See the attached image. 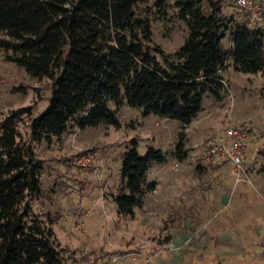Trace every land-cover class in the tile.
<instances>
[{"label": "rangeland", "instance_id": "374dc122", "mask_svg": "<svg viewBox=\"0 0 264 264\" xmlns=\"http://www.w3.org/2000/svg\"><path fill=\"white\" fill-rule=\"evenodd\" d=\"M221 4L230 21L222 38L226 57L219 69L220 95L205 92L189 122L144 113L125 99L117 106L108 100L118 125L101 121L81 127L72 117L64 131L49 138L31 139L27 113L16 119L17 138L30 141L41 159L40 189L30 199L32 215L52 227L66 264H264V197L258 193L264 188V67L243 71L233 66L229 31L249 13L236 8L235 0ZM134 8L150 21L147 43L175 58L187 25L172 0L163 6L141 0ZM202 9L209 10L206 0ZM249 24L261 25L262 17ZM6 35L0 29V36ZM7 53L11 49L0 48V118L25 105L35 115L47 104L51 78L31 75ZM225 120L248 133L239 171L226 159L208 161L205 156L208 141ZM132 135L141 152L151 143L164 158L148 163L151 188L133 213L123 214L112 192L119 182L121 152ZM81 153L93 163H78Z\"/></svg>", "mask_w": 264, "mask_h": 264}, {"label": "trees", "instance_id": "16d2710c", "mask_svg": "<svg viewBox=\"0 0 264 264\" xmlns=\"http://www.w3.org/2000/svg\"><path fill=\"white\" fill-rule=\"evenodd\" d=\"M141 0H0V48L6 57L36 77L49 76L47 104L31 115L19 106L0 118V264H66L51 226L32 215L30 199L40 189L41 159L30 141L17 138L16 119L27 113L29 135L38 140L59 135L70 118L79 126L101 121L118 125L123 99L154 112L189 122L201 108L205 92L220 95L222 44L230 19L222 0H172L187 33L175 58L147 43L150 21L134 5ZM167 0H155L163 6ZM261 25L236 20L229 31L228 53L236 69L264 67V7ZM162 55L159 60L155 53ZM180 140L176 146L180 148ZM159 146L144 151L130 136L121 152L119 182L113 200L118 212L131 214L143 193L146 168L162 160ZM264 178V176H263Z\"/></svg>", "mask_w": 264, "mask_h": 264}, {"label": "built area", "instance_id": "2783aa9c", "mask_svg": "<svg viewBox=\"0 0 264 264\" xmlns=\"http://www.w3.org/2000/svg\"><path fill=\"white\" fill-rule=\"evenodd\" d=\"M235 7L241 8L249 13L247 22L253 21L255 18L261 17L259 0H235ZM248 133L246 129L229 120H225L220 133L207 143L205 156L208 161L217 159H226L233 163L234 171L240 170L242 162V150ZM80 164L93 163L88 154L81 153L77 157Z\"/></svg>", "mask_w": 264, "mask_h": 264}, {"label": "crops", "instance_id": "0c3cea01", "mask_svg": "<svg viewBox=\"0 0 264 264\" xmlns=\"http://www.w3.org/2000/svg\"><path fill=\"white\" fill-rule=\"evenodd\" d=\"M258 193L262 196V197H264V188L263 189H261V190H259L258 191ZM234 214V212L232 213V215ZM263 214V219H264V212L262 213ZM243 217V216H242ZM246 218H244V220H245ZM242 220V219H241ZM263 222V224H261V228H260V230H261V234H262V237L264 238V220H262Z\"/></svg>", "mask_w": 264, "mask_h": 264}]
</instances>
